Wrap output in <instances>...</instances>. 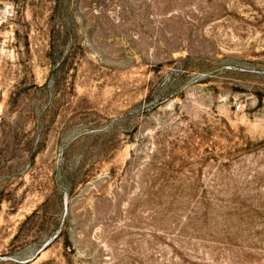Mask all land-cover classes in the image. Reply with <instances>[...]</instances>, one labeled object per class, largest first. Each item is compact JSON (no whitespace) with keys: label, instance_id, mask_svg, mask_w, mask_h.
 I'll return each mask as SVG.
<instances>
[{"label":"rangeland","instance_id":"rangeland-1","mask_svg":"<svg viewBox=\"0 0 264 264\" xmlns=\"http://www.w3.org/2000/svg\"><path fill=\"white\" fill-rule=\"evenodd\" d=\"M0 264H264V0H0Z\"/></svg>","mask_w":264,"mask_h":264},{"label":"trees","instance_id":"trees-1","mask_svg":"<svg viewBox=\"0 0 264 264\" xmlns=\"http://www.w3.org/2000/svg\"><path fill=\"white\" fill-rule=\"evenodd\" d=\"M58 236V235H57Z\"/></svg>","mask_w":264,"mask_h":264}]
</instances>
